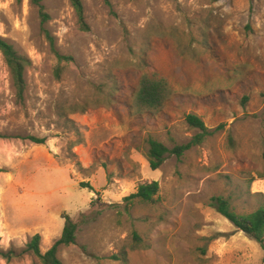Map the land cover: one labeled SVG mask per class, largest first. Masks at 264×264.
<instances>
[{"label": "rangeland", "instance_id": "1", "mask_svg": "<svg viewBox=\"0 0 264 264\" xmlns=\"http://www.w3.org/2000/svg\"><path fill=\"white\" fill-rule=\"evenodd\" d=\"M82 2L89 32L70 0H45L44 25L30 0H0V37L31 62L20 102L0 53V252L36 234L47 252L68 215L79 231L63 264H264L211 205L222 196L247 214L264 202V0ZM45 29L73 62L58 63ZM143 73L172 87L160 114L134 108ZM189 114L212 133L152 171L148 139L188 144L201 133ZM153 182V203L127 201Z\"/></svg>", "mask_w": 264, "mask_h": 264}, {"label": "trees", "instance_id": "2", "mask_svg": "<svg viewBox=\"0 0 264 264\" xmlns=\"http://www.w3.org/2000/svg\"><path fill=\"white\" fill-rule=\"evenodd\" d=\"M17 1L20 2L22 0ZM44 1L45 0H30V2L38 8L43 25L50 20V16L45 10ZM70 3L78 17L79 29L82 32H89L90 27L86 22L82 0H70ZM105 3L108 6H111L110 0H105ZM44 33L49 42L51 53L58 60V63L60 64L65 61L67 63L73 62L71 56H63L59 53L52 34L46 29L44 30ZM0 53L3 55L5 63L9 69L17 98L20 102H23L26 91L25 71L27 67L30 66L31 62L28 58L18 54L14 47L2 37H0ZM61 73L62 68L58 66L55 69V76L60 79ZM172 96V87L165 77L158 74L151 75L143 73L133 98V105L136 112L139 114L157 115L163 112ZM186 122L190 128L201 131V133L196 135L188 144L175 146L173 149H169L163 143L154 138L148 139L149 165L152 171H157L171 155L182 157L185 152L189 151L192 147L202 144L205 138L212 133L205 125L203 119L195 114H189L186 117ZM28 139L40 145L46 143V140L41 138L29 137ZM159 190L160 186L158 182L141 185L136 193L127 198V201L137 199L140 202L153 203ZM211 205L239 231L258 242L264 250V202L261 203L255 211L247 214L237 213L230 201L222 196L213 198ZM64 218L65 224L62 235L47 252H42V237L41 235L36 234L21 253L10 250L8 252H0V256L7 262H10L23 254H32L39 260L40 264H63L62 260L59 258L58 252L62 247L76 245L77 234L79 231V225L68 215Z\"/></svg>", "mask_w": 264, "mask_h": 264}]
</instances>
